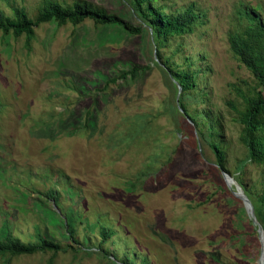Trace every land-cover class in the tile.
Returning <instances> with one entry per match:
<instances>
[{"label":"rangeland","instance_id":"1","mask_svg":"<svg viewBox=\"0 0 264 264\" xmlns=\"http://www.w3.org/2000/svg\"><path fill=\"white\" fill-rule=\"evenodd\" d=\"M45 1L0 0V11L12 16L24 8L35 19ZM54 1H88L134 21L124 0ZM259 4L264 0L160 3L168 13L194 5L202 15L196 31L163 54L201 71L188 107L224 116L231 172L245 148L227 105L241 101L230 84L255 83L231 53L229 35L241 27L239 10ZM148 39L90 20L46 23L28 48L25 36L5 38L0 30V226L24 243L60 247L0 264H118L113 253L123 264H260L256 253L239 258L232 237L243 229L244 203L231 198L222 173L230 194L217 190L212 150L185 141L182 130L193 129L174 112L173 88L152 64ZM146 65L151 69L138 79L105 88L121 72ZM102 231L105 254L96 252Z\"/></svg>","mask_w":264,"mask_h":264},{"label":"trees","instance_id":"2","mask_svg":"<svg viewBox=\"0 0 264 264\" xmlns=\"http://www.w3.org/2000/svg\"><path fill=\"white\" fill-rule=\"evenodd\" d=\"M124 1L130 6L134 21L126 20L120 15L108 12L88 1H76L72 5L65 6L57 1L48 0L45 1L46 8L40 11L35 19H31L24 8L14 9L12 16H7L3 11H0V30L5 38L10 35L16 38L25 36L28 48L36 38V29L46 23H57L59 26L67 24L79 26L90 20L97 26L119 27L131 35H141L146 32L149 36L147 43L151 49L152 64L161 69L173 88V110L176 115L185 118L187 129L189 127L193 129V133H185L182 130L185 141H191L195 147L201 144L212 150L215 155V163L211 164L209 175L217 179L214 182L217 190L223 194H230V190L221 176L223 171L234 177L252 201L256 217L264 228V5L259 4L256 7L239 10L243 22H241L240 28L232 31L229 35L231 53L251 73L255 83L251 85L244 82L245 87L230 84L232 91L241 101L239 104L228 101L227 105L235 113L234 120L241 126L240 142L245 148V157L239 160L235 172H231L226 166L229 147L224 138V116L210 111L192 113L188 107L187 97L199 88L196 79L201 71L189 69L192 66L191 63L188 65V69H183L181 66L175 65L172 56L165 57L163 54V50L168 49L173 40L196 31V28L203 23L201 13L194 5H190L184 10L168 13L160 3L169 0ZM150 69L151 65L133 66L109 80L105 88H108L110 83L116 84L120 80L134 81ZM179 85L182 87V91L178 104ZM169 110H172V107ZM167 111H162L160 114L166 115ZM176 115L174 114L173 117ZM162 170L163 168H159L156 175L150 177L151 183L158 181ZM145 174L146 172H144ZM231 198L239 206L244 207L241 200L233 195ZM243 212L245 216L239 221L243 229L232 238L237 241L239 258L245 260L250 258L253 253L259 256L261 244L257 227L246 210ZM105 233L106 231L104 233L102 231L103 243L98 248L99 251H96L99 254H105V249L101 248L107 239L103 235ZM112 235L113 232H110V236ZM59 250V245L53 241L42 240L39 244L24 243L10 233L7 224L0 226V258L6 259L7 263L16 257L35 255L40 252L56 254ZM90 252H92L91 248H87L85 251L87 254ZM111 256H113L111 262L123 264L116 262L119 261L117 254L113 253ZM128 258L133 260L132 257ZM213 259L214 262L220 263L218 256Z\"/></svg>","mask_w":264,"mask_h":264},{"label":"water","instance_id":"3","mask_svg":"<svg viewBox=\"0 0 264 264\" xmlns=\"http://www.w3.org/2000/svg\"><path fill=\"white\" fill-rule=\"evenodd\" d=\"M181 91H182V87L179 85V94L177 97L178 104H179V96H180ZM181 111H182V109H181ZM222 174L224 176V179H225L227 185L230 187V189L234 190L233 194L238 199L243 201L248 215L252 219L253 224L257 227L258 238H259V241L261 244V253H260L259 263L262 264V261L264 259V228L256 217V213H255L253 203L249 199V197L246 195L245 191L243 190L241 185L236 181V179L234 177L227 174L225 171H223Z\"/></svg>","mask_w":264,"mask_h":264}]
</instances>
